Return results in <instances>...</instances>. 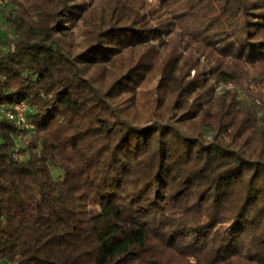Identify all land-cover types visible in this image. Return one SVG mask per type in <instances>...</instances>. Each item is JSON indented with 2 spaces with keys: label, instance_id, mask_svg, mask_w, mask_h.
<instances>
[{
  "label": "trees",
  "instance_id": "16d2710c",
  "mask_svg": "<svg viewBox=\"0 0 264 264\" xmlns=\"http://www.w3.org/2000/svg\"><path fill=\"white\" fill-rule=\"evenodd\" d=\"M14 4L0 263L264 264V0Z\"/></svg>",
  "mask_w": 264,
  "mask_h": 264
},
{
  "label": "built area",
  "instance_id": "2783aa9c",
  "mask_svg": "<svg viewBox=\"0 0 264 264\" xmlns=\"http://www.w3.org/2000/svg\"><path fill=\"white\" fill-rule=\"evenodd\" d=\"M12 2L13 0H0V9H7ZM27 112L28 107L26 104L17 103L13 107L5 109L3 111V115L6 119L14 123L19 128L25 129L30 127L26 117Z\"/></svg>",
  "mask_w": 264,
  "mask_h": 264
},
{
  "label": "rangeland",
  "instance_id": "374dc122",
  "mask_svg": "<svg viewBox=\"0 0 264 264\" xmlns=\"http://www.w3.org/2000/svg\"><path fill=\"white\" fill-rule=\"evenodd\" d=\"M9 9L18 11V5L14 4L9 6ZM8 9H0V49L7 50L11 46L12 41L15 39L14 28L8 23L5 15H8Z\"/></svg>",
  "mask_w": 264,
  "mask_h": 264
}]
</instances>
